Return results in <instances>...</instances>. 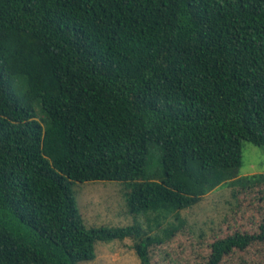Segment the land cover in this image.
<instances>
[{
  "label": "trees",
  "instance_id": "1",
  "mask_svg": "<svg viewBox=\"0 0 264 264\" xmlns=\"http://www.w3.org/2000/svg\"><path fill=\"white\" fill-rule=\"evenodd\" d=\"M264 145V0H0V264H79L133 239L140 264L173 236L87 225L73 186L118 181L162 216L241 176ZM164 214V215H163ZM264 240L214 239L205 264Z\"/></svg>",
  "mask_w": 264,
  "mask_h": 264
},
{
  "label": "rangeland",
  "instance_id": "2",
  "mask_svg": "<svg viewBox=\"0 0 264 264\" xmlns=\"http://www.w3.org/2000/svg\"><path fill=\"white\" fill-rule=\"evenodd\" d=\"M240 175L264 172V145L242 141ZM74 199L87 225L138 224L150 227L151 235L162 236V229L171 223L180 229L160 244L149 247L151 264H205L211 242L235 231L257 232L264 221V183L253 187L222 184L202 199L160 217L155 223L154 212L134 215L125 206L126 186L118 181H84L73 186ZM164 215V214H163ZM79 264H140L133 248V239L98 241L95 257ZM219 264H264V240L254 241L245 248H232Z\"/></svg>",
  "mask_w": 264,
  "mask_h": 264
}]
</instances>
